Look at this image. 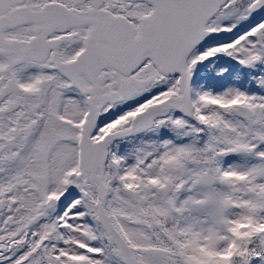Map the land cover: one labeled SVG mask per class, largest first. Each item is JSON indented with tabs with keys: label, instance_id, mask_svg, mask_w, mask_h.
<instances>
[{
	"label": "snow or ice",
	"instance_id": "snow-or-ice-1",
	"mask_svg": "<svg viewBox=\"0 0 264 264\" xmlns=\"http://www.w3.org/2000/svg\"><path fill=\"white\" fill-rule=\"evenodd\" d=\"M0 264H264V0H0Z\"/></svg>",
	"mask_w": 264,
	"mask_h": 264
}]
</instances>
